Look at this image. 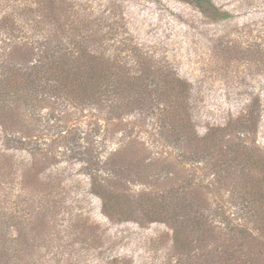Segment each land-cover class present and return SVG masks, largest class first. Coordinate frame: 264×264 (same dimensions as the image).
Masks as SVG:
<instances>
[{
	"label": "rangeland",
	"instance_id": "374dc122",
	"mask_svg": "<svg viewBox=\"0 0 264 264\" xmlns=\"http://www.w3.org/2000/svg\"><path fill=\"white\" fill-rule=\"evenodd\" d=\"M34 1L0 0V15L12 12L21 26L0 30V53L94 36L90 49L115 58L114 68L152 66L157 82L163 72L186 82L183 105L198 135L212 129L223 146L243 144L264 159V0H214L232 13L223 21L181 0H59L43 25L34 10L21 16ZM131 94L126 108L113 95L80 103L40 93L16 111L23 120L0 127V264H206L230 235L264 238L242 208L240 169L219 175L210 160L189 156L161 118L158 87L140 104ZM107 180L128 196V218L102 212L91 184ZM176 189L200 222L180 225L178 246L172 227L140 202Z\"/></svg>",
	"mask_w": 264,
	"mask_h": 264
},
{
	"label": "trees",
	"instance_id": "16d2710c",
	"mask_svg": "<svg viewBox=\"0 0 264 264\" xmlns=\"http://www.w3.org/2000/svg\"><path fill=\"white\" fill-rule=\"evenodd\" d=\"M58 1L35 0L33 8L31 5L21 6V16H28V13L34 10L37 13L34 24L43 25L50 15L54 17L56 9L60 10ZM181 1L191 4L213 21L227 20L232 16L231 12L214 0ZM17 26L12 12L0 15V30H5L4 34H12L15 29L21 28ZM66 39L67 43L63 46H52L49 45L50 41H47L42 43L44 45L39 49L24 42L21 46L13 44L8 50L0 53L3 58L0 68H4L0 73V127H4L6 122L15 123L16 116L20 118L21 115L23 120L25 111L33 106V101H36L35 98L40 93L85 103L91 100L100 101L106 95L125 100V94L131 92L134 104L136 101L139 103L145 93L157 97L158 87V95L160 93L163 99L161 118L165 120V125L166 120L174 123L172 132L176 140L186 142V153L194 159L210 160L219 175L229 171V168L240 169L242 178L238 183L242 194V208L264 231V159L251 154L243 144L234 149L230 145L223 146L222 138H216L212 129L201 136L198 135L183 105L188 93L186 82L168 72H163L157 82V67H139L138 61L133 62L139 67H136L137 69L127 66L114 68L115 58L97 54L90 49L89 45L98 39L94 36L85 40ZM35 49L38 51L35 52ZM151 87L153 89H150ZM126 101L128 100L124 102L126 108L130 107ZM9 103L14 107L11 105L10 108ZM21 108L25 111L16 112ZM249 117L247 114L246 117L239 118L243 129L249 124ZM250 123L254 124V121L251 120ZM186 124L190 125V128ZM226 150L230 152V156H225ZM109 182L107 180L105 184L100 185L94 181L91 184V191L101 200L102 212L109 217L128 218L125 209L129 205L128 196L118 194V189H106ZM254 191L257 193L253 194ZM161 194L157 196V200L144 197L140 202L150 207L146 216L150 215L152 220L165 222L172 227L174 242L178 246L181 243V232L178 230L180 225H200V222L191 214L190 201L184 196L176 197L177 189ZM181 195L187 194L183 190ZM237 232L243 234L246 229L242 228ZM257 239L251 235L244 238L238 236V239L231 238L230 235L222 242L221 247L213 248L211 252H215L210 254L206 264H260L264 260V238Z\"/></svg>",
	"mask_w": 264,
	"mask_h": 264
}]
</instances>
